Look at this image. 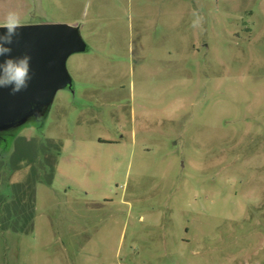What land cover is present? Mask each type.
<instances>
[{
	"label": "rangeland",
	"instance_id": "374dc122",
	"mask_svg": "<svg viewBox=\"0 0 264 264\" xmlns=\"http://www.w3.org/2000/svg\"><path fill=\"white\" fill-rule=\"evenodd\" d=\"M8 11L77 26L86 50L1 134L0 264H264V0Z\"/></svg>",
	"mask_w": 264,
	"mask_h": 264
},
{
	"label": "water",
	"instance_id": "95a60500",
	"mask_svg": "<svg viewBox=\"0 0 264 264\" xmlns=\"http://www.w3.org/2000/svg\"><path fill=\"white\" fill-rule=\"evenodd\" d=\"M5 29L0 28V34ZM14 37L11 56L31 57V76L27 89L12 94L0 87V136L31 119H40L56 91L71 86L68 58L86 50L77 26L67 24L24 25ZM6 57L0 56V63Z\"/></svg>",
	"mask_w": 264,
	"mask_h": 264
},
{
	"label": "clouds",
	"instance_id": "9594fccd",
	"mask_svg": "<svg viewBox=\"0 0 264 264\" xmlns=\"http://www.w3.org/2000/svg\"><path fill=\"white\" fill-rule=\"evenodd\" d=\"M195 19L193 27H199L202 23V17L194 12ZM24 26L20 14L16 11H8L0 28L5 31L0 34V56L6 57L0 63V87L11 88L12 94L27 89L31 76V57L27 54L12 57V48L9 47L14 37L19 35L18 29Z\"/></svg>",
	"mask_w": 264,
	"mask_h": 264
},
{
	"label": "flooded vegetation",
	"instance_id": "af4514ba",
	"mask_svg": "<svg viewBox=\"0 0 264 264\" xmlns=\"http://www.w3.org/2000/svg\"><path fill=\"white\" fill-rule=\"evenodd\" d=\"M1 137V136H0Z\"/></svg>",
	"mask_w": 264,
	"mask_h": 264
}]
</instances>
